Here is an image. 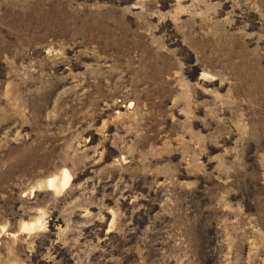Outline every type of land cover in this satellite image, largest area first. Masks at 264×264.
Segmentation results:
<instances>
[{
    "label": "rangeland",
    "instance_id": "1",
    "mask_svg": "<svg viewBox=\"0 0 264 264\" xmlns=\"http://www.w3.org/2000/svg\"><path fill=\"white\" fill-rule=\"evenodd\" d=\"M0 264H264V0H0Z\"/></svg>",
    "mask_w": 264,
    "mask_h": 264
},
{
    "label": "bare ground",
    "instance_id": "2",
    "mask_svg": "<svg viewBox=\"0 0 264 264\" xmlns=\"http://www.w3.org/2000/svg\"><path fill=\"white\" fill-rule=\"evenodd\" d=\"M71 176L67 170H62L58 175H53L51 178L47 179V184L51 187L55 193L59 190H64L70 185Z\"/></svg>",
    "mask_w": 264,
    "mask_h": 264
}]
</instances>
